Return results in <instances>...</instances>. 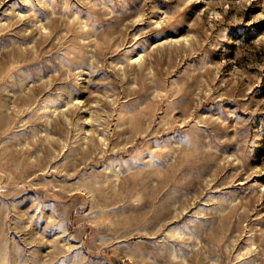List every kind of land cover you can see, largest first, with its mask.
<instances>
[{"label":"rangeland","instance_id":"374dc122","mask_svg":"<svg viewBox=\"0 0 264 264\" xmlns=\"http://www.w3.org/2000/svg\"><path fill=\"white\" fill-rule=\"evenodd\" d=\"M0 264H264V0H0Z\"/></svg>","mask_w":264,"mask_h":264}]
</instances>
